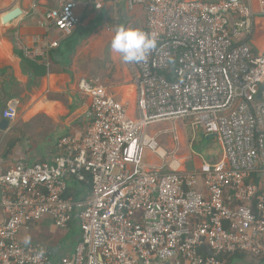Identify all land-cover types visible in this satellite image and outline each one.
I'll return each mask as SVG.
<instances>
[{
  "label": "built area",
  "instance_id": "1",
  "mask_svg": "<svg viewBox=\"0 0 264 264\" xmlns=\"http://www.w3.org/2000/svg\"><path fill=\"white\" fill-rule=\"evenodd\" d=\"M252 3L127 0L129 12H144L139 30L156 41L145 61L128 63L137 117L103 88L80 82L91 98L85 133L62 137L51 163H16L0 172V264H51L48 254L17 237L44 217L61 229L73 217L79 221L74 252L52 264H222V256L239 253L264 259V190L257 184L264 181V52L255 53L249 43ZM78 7V0H67L39 24L73 35ZM18 105L9 103L4 118L15 120ZM181 119L221 139L219 161L183 171L172 153L166 163L157 137L172 133L178 140ZM162 122L174 128L148 137L146 129ZM148 150L165 164L147 165ZM71 183L88 186V194L69 196ZM206 247L213 256L203 254Z\"/></svg>",
  "mask_w": 264,
  "mask_h": 264
},
{
  "label": "crops",
  "instance_id": "2",
  "mask_svg": "<svg viewBox=\"0 0 264 264\" xmlns=\"http://www.w3.org/2000/svg\"><path fill=\"white\" fill-rule=\"evenodd\" d=\"M78 1L80 24L70 36L47 31L39 24L42 15L63 9L67 0L0 1V172L16 163H51L62 137H81L85 133L92 122L91 98L80 91L81 81L103 88L108 96L126 106L130 118L137 117L132 70L128 63L114 57L110 43L123 20L125 28L130 25L143 28V10L129 12L127 0H102L100 6L89 0ZM252 4L255 26L249 43L255 53H261L264 52V15L260 0H253ZM55 42L59 43L58 47L51 46ZM42 49L48 52L46 58L28 54ZM15 100L19 101L18 115L13 121H5L3 112ZM159 131L155 128L146 134L155 137ZM177 132L178 140L174 137L171 149L160 145L169 155L166 163L171 162L170 154L175 153L180 170L194 171L222 158L223 144L219 137H208L204 132L214 142L205 147L207 153L202 155L192 151L195 137L190 140L186 133L179 129ZM145 161L150 167L165 164L150 150ZM70 189L68 195L79 198L88 194L89 187L71 183ZM4 221L0 203V226ZM17 237L21 244L48 254L52 264L74 252L80 240L79 221L73 217L61 229L54 226L51 218L44 217L20 229ZM248 258L233 257L226 264H249ZM254 260L256 264H264Z\"/></svg>",
  "mask_w": 264,
  "mask_h": 264
},
{
  "label": "clouds",
  "instance_id": "3",
  "mask_svg": "<svg viewBox=\"0 0 264 264\" xmlns=\"http://www.w3.org/2000/svg\"><path fill=\"white\" fill-rule=\"evenodd\" d=\"M155 46V39L144 31L118 27L111 38L110 50L114 57L125 63H140Z\"/></svg>",
  "mask_w": 264,
  "mask_h": 264
},
{
  "label": "rangeland",
  "instance_id": "4",
  "mask_svg": "<svg viewBox=\"0 0 264 264\" xmlns=\"http://www.w3.org/2000/svg\"><path fill=\"white\" fill-rule=\"evenodd\" d=\"M120 27L125 28L124 20L121 22ZM184 122L186 125H184ZM176 124H178L177 131L179 129V130H181V133L182 132L186 133V135L189 137L190 140L195 137V142L193 143L194 149H192V151L196 154L205 155L207 153V149H205V147H207L209 143L214 142V140L206 138L204 136L203 130L194 131L190 125L189 120H187V119L178 120ZM155 128L158 131L159 130H165V129L172 130L174 128V123L173 122H162V123L153 124L146 129V133L147 132L149 133L151 131V129H155ZM212 137H214V136H212ZM157 141H158L159 145L163 146L166 149H171V147L175 143L174 142V135L172 133H166V134L161 135L159 138H157ZM189 165L190 164H188V166ZM263 189H264V186H263ZM248 263L249 264H256V261L254 259H251V257H249Z\"/></svg>",
  "mask_w": 264,
  "mask_h": 264
},
{
  "label": "trees",
  "instance_id": "5",
  "mask_svg": "<svg viewBox=\"0 0 264 264\" xmlns=\"http://www.w3.org/2000/svg\"><path fill=\"white\" fill-rule=\"evenodd\" d=\"M257 184H258V186H260V187H262L263 188V186H264V181L263 180H261V179H258L257 180ZM264 190V189H263ZM71 193V189H69V194ZM74 194V193H73ZM74 196H76V194L74 195ZM203 254L205 255V256H208V257H210V256H213V252L210 250V248L209 247H206L205 249H204V251H203ZM228 257H231V258H228ZM234 257V259H244V258H247V257H252V258H254V259H256V260H258V261H262V262H264V259L263 258H255V257H253V256H251V255H248V254H244V253H239V254H236V255H232V256H222V261L224 262V264H226L227 262L229 263L230 261L232 262L233 261V258ZM224 259H227V260H225L224 261ZM230 262V263H231Z\"/></svg>",
  "mask_w": 264,
  "mask_h": 264
},
{
  "label": "water",
  "instance_id": "6",
  "mask_svg": "<svg viewBox=\"0 0 264 264\" xmlns=\"http://www.w3.org/2000/svg\"><path fill=\"white\" fill-rule=\"evenodd\" d=\"M262 97H263V94L261 93L258 98L260 99ZM5 121H7V119Z\"/></svg>",
  "mask_w": 264,
  "mask_h": 264
},
{
  "label": "bare ground",
  "instance_id": "7",
  "mask_svg": "<svg viewBox=\"0 0 264 264\" xmlns=\"http://www.w3.org/2000/svg\"><path fill=\"white\" fill-rule=\"evenodd\" d=\"M163 151V150H162Z\"/></svg>",
  "mask_w": 264,
  "mask_h": 264
}]
</instances>
